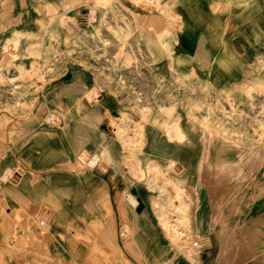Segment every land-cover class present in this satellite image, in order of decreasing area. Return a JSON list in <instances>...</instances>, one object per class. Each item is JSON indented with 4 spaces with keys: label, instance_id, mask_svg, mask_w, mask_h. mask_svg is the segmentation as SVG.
Wrapping results in <instances>:
<instances>
[{
    "label": "rangeland",
    "instance_id": "1",
    "mask_svg": "<svg viewBox=\"0 0 264 264\" xmlns=\"http://www.w3.org/2000/svg\"><path fill=\"white\" fill-rule=\"evenodd\" d=\"M4 1L0 187L13 196L0 202V264H164L162 250L165 264L178 256L264 264V0L242 5L249 25L246 43L235 45L242 52L230 51L226 31L217 37L221 55L195 59L181 52L175 0ZM218 59L225 67L212 69ZM192 60L201 67H189ZM73 126L91 131L77 158L51 162L30 144L38 132L62 139ZM107 147L113 162L90 166ZM150 160L156 172L134 173ZM112 166L119 177L107 175ZM59 174L92 177L102 190L93 198L88 185L84 193L49 184ZM132 189L135 206L127 201ZM188 191H198L209 211L201 214L204 236L192 228ZM163 221L179 224V237ZM183 237L196 257L177 247Z\"/></svg>",
    "mask_w": 264,
    "mask_h": 264
},
{
    "label": "crops",
    "instance_id": "2",
    "mask_svg": "<svg viewBox=\"0 0 264 264\" xmlns=\"http://www.w3.org/2000/svg\"><path fill=\"white\" fill-rule=\"evenodd\" d=\"M9 0L4 1L7 3ZM26 1V0H25ZM29 3H33L34 0H27ZM59 2L61 0H48V3ZM65 1V0H63ZM171 1V0H169ZM263 0H175L174 6V15L180 20V32L178 33L181 36V52L187 53L188 56H191L195 59V54L200 55L201 53H211L212 56L216 54H222L224 50L220 47L222 43L218 40L217 37H221L226 31H230L226 38H229L225 43L231 45L230 51L232 52H242L243 50L240 48H236V46H240L241 43H246L244 37L247 34L249 29L248 24H244L242 21H248L247 16L245 15V10H243L242 5L251 4L252 6H256L258 3L262 2ZM40 2V1H39ZM37 2V3H39ZM16 3L20 4L21 0H15ZM36 8V5H32L30 8ZM256 15V14H255ZM257 17V15H256ZM255 17V19H256ZM252 19V18H251ZM252 28V27H251ZM21 32H25L27 34H33L32 31L29 29H23ZM222 41V40H221ZM245 41V42H244ZM221 43V44H220ZM242 47V46H240ZM211 59V58H210ZM212 69H220L225 67L222 59L212 60ZM192 64H188L191 68H199L198 64L195 62H191ZM90 129H83L79 126H73V128H65V132L63 134V138H53L49 135L45 134L44 132H38L35 136L31 139L30 144L35 146H40L43 154V158L51 162H56V160L63 158V160H72L77 158L75 155L84 148L85 142L91 139L89 135ZM92 130V129H91ZM93 131V130H92ZM63 152H62V151ZM110 157V163L113 162V155L111 154L110 150L107 147ZM97 152V151H96ZM99 152V150H98ZM109 172L107 175H112L119 177L115 168L109 167ZM107 170V171H108ZM55 176H51L48 178L49 184H54L56 186L65 184L67 186H73L77 190L87 193L85 185H88L91 191V194L94 198V194L97 192H101V183L93 184L94 178L87 177L85 183L81 180L80 177H74L72 174H59ZM119 181V179L115 178V181ZM195 186V185H193ZM193 189L195 187H192ZM133 190V189H132ZM196 190V189H195ZM12 191L9 189L0 187V202L7 203L8 198L13 196L11 194ZM198 192V191H197ZM211 193V192H210ZM213 195V193H211ZM199 206L196 210V228L200 232L201 235H205L207 233L206 230H209V222L208 219L204 218V213H209V211L204 207V199L201 198L202 195L199 194ZM144 207V205H143ZM142 207V208H143ZM60 207L59 213L62 214L61 218H56L57 221L60 223L63 219V209ZM98 209V206L96 207ZM98 212V211H97ZM214 212V211H213ZM6 214H9L6 212ZM58 214V212H57ZM203 214V215H201ZM212 214V212H211ZM209 216V220L212 223V216ZM132 217V213L130 214ZM139 218L143 221H147L142 214H138ZM58 223V224H59ZM213 224V223H212ZM131 227L132 224L129 223ZM256 231L253 230L254 233H257L258 236L259 226L253 225ZM251 226V228L253 227ZM258 226V227H257ZM57 227V225H56ZM248 232H252L250 228L247 226ZM253 235L255 236V234ZM5 237V233L3 232V225L0 224V240ZM148 238V237H147ZM145 241L139 240V244L143 246ZM147 242V241H146ZM145 242V244H146ZM250 249V247H249ZM160 250H162L160 248ZM251 254V253H249ZM165 255V251H160V258L165 263L169 258ZM257 259V258H256Z\"/></svg>",
    "mask_w": 264,
    "mask_h": 264
},
{
    "label": "bare ground",
    "instance_id": "3",
    "mask_svg": "<svg viewBox=\"0 0 264 264\" xmlns=\"http://www.w3.org/2000/svg\"><path fill=\"white\" fill-rule=\"evenodd\" d=\"M68 19V18H67ZM39 25H41V21H40V24ZM217 58V57H216ZM12 79H15V78H11V80ZM85 93V97H86V101L87 100H91V99H89V98H91L92 97V92L91 91H85L84 92ZM92 99H94V98H92ZM92 101V100H91ZM96 107V106H95ZM98 112H101V109H96ZM106 114L107 115H109V113L108 112H106ZM110 116V115H109ZM110 118V122L111 123H113V122H115V118L114 117H112V116H110L109 117ZM121 130H122V128H121ZM180 130V129H179ZM179 130H178V132H179ZM118 132V131H117ZM116 132V133H117ZM180 133H181V131H180ZM177 135V134H176ZM183 135V134H182ZM183 137V136H182ZM180 138V137H179ZM184 138V141H185V137H183ZM183 140V139H182ZM181 141V140H180ZM179 141V142H180ZM206 154V153H205ZM76 155H79V152L76 154ZM75 155V156H76ZM82 155H80V157H81ZM206 156V155H205ZM100 159H104V160H106L108 163H110V157H109V152L108 151H106L105 149H100L99 150V152L97 151V153L95 154V155H93V156H91V158L88 160L89 161V165L90 166H94V165H96V163L98 162V160H100ZM204 163V162H203ZM135 168V170L133 169V171H134V173H137V175L138 176H140L141 178H143L146 174V171H154L153 169H155V170H158V168H159V164H158V162H154L153 160H150V161H148L147 163H146V165H145V167H144V169H141L140 168V166H139V164L138 165H136V167H134ZM154 172H156V171H154ZM154 174V173H153ZM157 174H159V173H157ZM180 180H184V178H181ZM173 184H175V183H173ZM179 184V183H178ZM177 185V184H176ZM179 186V185H178ZM158 187V186H157ZM182 187V186H181ZM165 188V187H164ZM178 189V191H179V188H177ZM182 191V190H181ZM189 192V191H188ZM189 193H194V194H189V195H187V194H184V196H182L181 194V196H182V198L186 201V199H187V197L189 198V201H190V203H192V207H191V205L189 206L190 207V209H191V211H189L188 213H189V217H190V215L192 216V223H194L193 224V226H192V228L194 229L195 228V230H197V228H196V209H198V206H199V195H198V192H192V191H190ZM212 193V192H211ZM131 194H133L135 197L133 198V197H131V196H129V195H127V201L132 205V206H135L136 204H137V198H136V193H135V191L134 190H131ZM214 194H217V193H215L214 192ZM212 195V194H211ZM218 195V194H217ZM180 196V197H181ZM203 197V196H202ZM177 198H179V197H177ZM215 198H217V197H215ZM170 199V198H169ZM171 200V199H170ZM173 201V200H172ZM188 201V200H187ZM170 203H171V201H169ZM182 203V202H181ZM184 204L185 203H183V206H184ZM187 204V203H186ZM178 205V204H177ZM181 205V204H180ZM172 206H173V204H172ZM179 206V205H178ZM187 206V205H186ZM185 206V207H186ZM138 207H140V204L138 205ZM181 207V206H180ZM174 208V207H173ZM162 210V209H161ZM163 212V211H162ZM173 212H174V210H173ZM172 212V213H173ZM187 212V211H186ZM164 213V212H163ZM166 213V212H165ZM174 214V213H173ZM168 216V215H167ZM157 217V216H156ZM161 217H165V215L164 216H162V214L161 215H159L158 216V218L160 219L159 221H162L161 219ZM172 218V217H171ZM179 218H181V217H179ZM157 219V218H156ZM165 219V218H164ZM135 220H137L138 222H141V221H143L142 219H140V218H136L135 217ZM184 221V220H183ZM46 223V224H45ZM185 223V222H184ZM163 225V227L165 228V230H166V232L168 233H170L171 231L174 233V234H178V232H179V228H178V226H179V224H172L171 222H164L163 221V223H162ZM47 225V222L46 221H43V222H41V226H46ZM161 225V224H160ZM181 228V227H180ZM192 229V230H193ZM196 232V231H195ZM197 232H198V230H197ZM163 234H165V232H163ZM173 234V235H174ZM182 234V233H181ZM180 234V235H181ZM170 235V234H169ZM172 235V234H171ZM183 235V234H182ZM186 235H187V233H186ZM166 236V235H165ZM168 236V235H167ZM178 236V235H177ZM184 236V235H183ZM171 237H173V236H171ZM179 237V236H178ZM181 237V236H180ZM189 236H187V238H188ZM200 238V237H199ZM174 239V238H173ZM178 239V238H177ZM176 239V240H177ZM180 239V238H179ZM183 240H184V237L182 238V242H178L177 243V247H182V245H186V241H184L183 242ZM171 241H172V239H171ZM190 241V240H189ZM174 243V242H173ZM188 243V242H187ZM172 246V245H171ZM170 246V247H171ZM192 246H194V245H192ZM187 251H189L190 253H192V255H194L195 256V252L193 251V247H188L187 245H186V248H185ZM191 255V254H190ZM168 257V256H167ZM196 257V256H195ZM191 258H192V256H191ZM182 259V257H180V256H178V257H176L175 259H173L172 261H169L170 262V264H194V262H192L193 260H191V261H186V262H184V261H182L181 260ZM184 259V258H183ZM168 262V263H169ZM163 263V262H162ZM167 263V262H166ZM165 264V263H164Z\"/></svg>",
    "mask_w": 264,
    "mask_h": 264
},
{
    "label": "water",
    "instance_id": "4",
    "mask_svg": "<svg viewBox=\"0 0 264 264\" xmlns=\"http://www.w3.org/2000/svg\"><path fill=\"white\" fill-rule=\"evenodd\" d=\"M69 74H66L65 76H64V79H68L69 78ZM114 115H116V114H114ZM142 209V204H140V207H138V211H140Z\"/></svg>",
    "mask_w": 264,
    "mask_h": 264
}]
</instances>
